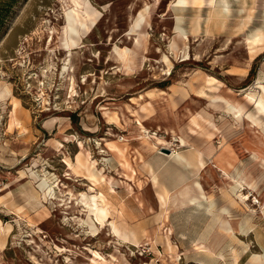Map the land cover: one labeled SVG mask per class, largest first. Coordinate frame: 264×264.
<instances>
[{
	"label": "rangeland",
	"instance_id": "obj_1",
	"mask_svg": "<svg viewBox=\"0 0 264 264\" xmlns=\"http://www.w3.org/2000/svg\"><path fill=\"white\" fill-rule=\"evenodd\" d=\"M77 1L99 17L68 53L74 0H0V89L17 101L0 100V264H264V120L227 111L254 112L243 89L264 84V0L222 17L215 0ZM78 154L99 185L68 166ZM99 191L142 241L95 222L81 194Z\"/></svg>",
	"mask_w": 264,
	"mask_h": 264
},
{
	"label": "bare ground",
	"instance_id": "obj_2",
	"mask_svg": "<svg viewBox=\"0 0 264 264\" xmlns=\"http://www.w3.org/2000/svg\"><path fill=\"white\" fill-rule=\"evenodd\" d=\"M74 2H75L74 6L72 8H70L68 11H66V13L64 15L65 16V18H64L65 24H64V27L62 30L63 31V37L61 40L62 48L65 51H67L68 53H70L74 48H77L80 45V42L83 41L82 38L84 37L85 33L90 31L91 26H93L97 23V19L99 17L97 9L93 8L90 5L85 6V7H83V6L80 7V5H79L80 3H78L77 0H74ZM215 2H217V3L221 2L223 5V6L219 7L220 9L218 11L219 12L218 16L222 17L224 15V13L226 12V10H228V7H227L228 6V0H215ZM139 16H140V18L136 19V21H135V25H137V26L139 25V22H140L141 18L143 17V11H140ZM251 41L253 43H258V42L264 41V30L257 29L252 34ZM117 49H118L117 53H119L120 57L123 60H128V50H129L128 47L125 46V47H120ZM163 58H165V57H163ZM169 63H170V61H169ZM257 86L260 87V89H261V91H259V93H254V91L252 92V91L248 90V88L243 89L246 99L248 100V102H252V104L254 106V112L245 111L244 107L240 103L236 104V103L231 102L229 104V106L227 107V111L229 113L233 114L234 117H236L237 119H239L243 115V117H245L247 119L249 124L256 125V126H258V124L260 122H262V120H264V84H262L259 81ZM6 95L11 96L10 100H12L13 105H14V109H15L16 105H17V101H16V99H14V96L11 94V88L9 86H5L3 89H0V100L5 99ZM10 124H9V126H10ZM11 127L13 128V126H11ZM213 127H214V125H213ZM262 134H264V132H262ZM205 135H207V134H205ZM168 155H172L177 159H183L184 158V156L182 154H180L179 152H177L175 149H172ZM66 161H67L68 166L71 169H76V168H80V167L84 166V168H85V172L83 173L84 177L87 178L88 180H90L93 185H97V184L99 185L101 180H104L103 173H101V171L99 169H97V167L95 166V160L84 161L83 158H81L80 154H78L76 156L75 163H72L68 159ZM155 181L156 180H154V182ZM90 187H91V185H90ZM92 188H93V186H92ZM92 188H91V190H92ZM166 190L165 189L163 190L164 194H167ZM164 194L158 193L159 198L162 201L161 203H163V204L166 202ZM81 195H82L81 200L83 201L84 206L85 207L87 206L89 208V210L91 211V214L94 217L95 222L98 223L101 228L108 225V227H110V230H111L110 232L113 234V236L114 235L120 236L121 238H123L125 240V242L129 243V240H130L129 234L126 232V230L124 228L120 227L117 224V222L115 221V219L113 217H111V211L109 209V207H110L109 201L107 200L105 194L102 191H99V192L92 193V194L82 193ZM239 195L241 198H243L242 192H240ZM209 199H210V197H209ZM208 201H210V200H208ZM215 216H217V215H215ZM130 229H132V228H130ZM94 230L95 229H93V231ZM132 230H134V229H132ZM134 232H135V230H134ZM131 241H133V238ZM131 244L133 245V243H131ZM91 252L96 254L95 256L97 258H100L103 261L106 260L104 258V256L102 254H100L98 251H94L91 249ZM90 264H104V263L99 261V260H94Z\"/></svg>",
	"mask_w": 264,
	"mask_h": 264
},
{
	"label": "crops",
	"instance_id": "obj_3",
	"mask_svg": "<svg viewBox=\"0 0 264 264\" xmlns=\"http://www.w3.org/2000/svg\"><path fill=\"white\" fill-rule=\"evenodd\" d=\"M184 7V6H183ZM172 18H173V24H172V26H174V24H175V16H172ZM183 21V20H182ZM175 32V31H174ZM231 70V68L229 67V68H227L226 69V71L229 73V71ZM221 89V88H220ZM162 90V89H161ZM149 91H146L144 94H145V98H149V96L147 95V93H148ZM217 92V91H216ZM191 94V93H190ZM190 94H189V96H190ZM186 98V97H185ZM199 167V166H198ZM132 213V212H131ZM143 235L142 234H140V232L139 231H137L136 233H129V238L132 240V238L133 239H135L136 241H138V239L139 240H141L142 241V239H143ZM130 240V241H131ZM147 245H149V243L147 242Z\"/></svg>",
	"mask_w": 264,
	"mask_h": 264
},
{
	"label": "trees",
	"instance_id": "obj_4",
	"mask_svg": "<svg viewBox=\"0 0 264 264\" xmlns=\"http://www.w3.org/2000/svg\"><path fill=\"white\" fill-rule=\"evenodd\" d=\"M170 83L168 82V81H166V80H163V81H161L160 82V84L158 85L159 87H166V86H168Z\"/></svg>",
	"mask_w": 264,
	"mask_h": 264
},
{
	"label": "water",
	"instance_id": "obj_5",
	"mask_svg": "<svg viewBox=\"0 0 264 264\" xmlns=\"http://www.w3.org/2000/svg\"><path fill=\"white\" fill-rule=\"evenodd\" d=\"M168 151V150H167Z\"/></svg>",
	"mask_w": 264,
	"mask_h": 264
}]
</instances>
